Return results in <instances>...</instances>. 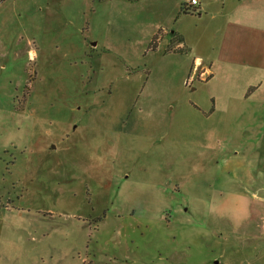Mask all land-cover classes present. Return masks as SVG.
<instances>
[{
  "label": "rangeland",
  "instance_id": "374dc122",
  "mask_svg": "<svg viewBox=\"0 0 264 264\" xmlns=\"http://www.w3.org/2000/svg\"><path fill=\"white\" fill-rule=\"evenodd\" d=\"M181 1L0 0V264H264V15Z\"/></svg>",
  "mask_w": 264,
  "mask_h": 264
},
{
  "label": "crops",
  "instance_id": "0c3cea01",
  "mask_svg": "<svg viewBox=\"0 0 264 264\" xmlns=\"http://www.w3.org/2000/svg\"><path fill=\"white\" fill-rule=\"evenodd\" d=\"M184 1L190 6L194 7L195 12L185 14L180 13L179 11L178 17L181 15H186L196 18V26L202 28L201 31L198 32L199 38L197 40H200L205 36L203 28L206 26L208 21H212L213 24H211V27H215L214 36L217 39L213 48H242L243 46L244 48H248L247 44L250 40V36H248L249 32L247 34V31L241 32L238 27L240 24L247 25L249 27H251L253 24L254 26V19L259 20L261 17H263L262 15H264V0H198V4L196 5L190 4L188 0H182L180 3L181 6ZM210 4L213 5V9H210ZM256 30H261V27ZM162 38L163 36L160 35L158 42H160ZM179 38L181 41H179ZM186 38L187 36L185 33H182L181 31H172L170 43L167 46H170L172 39H179L176 41L178 42L176 43L177 47L173 48L184 50L186 48H191L193 52L192 48L194 47L187 46L185 43ZM166 50L167 49L165 48V51ZM214 63L215 62L213 61L212 57H208L203 53H195L192 58L187 85L193 81L199 82L203 80V78H205V76L208 74L211 75V68ZM247 94H243L241 99L248 100L250 103H252L250 104V107H253V109L259 111L258 114L261 113L264 109V97L253 100V103L251 99L253 98L252 94ZM211 100L214 103L211 106L212 113H214L217 111L216 99L212 98ZM194 106L198 107L199 105L194 104ZM202 113H205V110H202Z\"/></svg>",
  "mask_w": 264,
  "mask_h": 264
},
{
  "label": "trees",
  "instance_id": "16d2710c",
  "mask_svg": "<svg viewBox=\"0 0 264 264\" xmlns=\"http://www.w3.org/2000/svg\"><path fill=\"white\" fill-rule=\"evenodd\" d=\"M192 12H195V8L190 6L188 3H186L184 1V3H182L180 13L188 14V13H192ZM158 41H159V35L156 34L155 37L153 38L152 42H151L152 48L151 47L150 48L153 50L157 49ZM179 41H181V39ZM170 49H173V48H170ZM170 49L169 50L167 49V51H170ZM174 50H178V49H174ZM179 50L184 51L183 49H179Z\"/></svg>",
  "mask_w": 264,
  "mask_h": 264
},
{
  "label": "built area",
  "instance_id": "2783aa9c",
  "mask_svg": "<svg viewBox=\"0 0 264 264\" xmlns=\"http://www.w3.org/2000/svg\"><path fill=\"white\" fill-rule=\"evenodd\" d=\"M190 4L196 5L198 4V0H188Z\"/></svg>",
  "mask_w": 264,
  "mask_h": 264
}]
</instances>
